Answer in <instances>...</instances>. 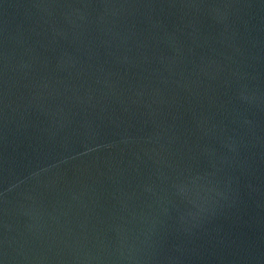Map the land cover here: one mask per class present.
<instances>
[{
  "label": "water",
  "instance_id": "obj_1",
  "mask_svg": "<svg viewBox=\"0 0 264 264\" xmlns=\"http://www.w3.org/2000/svg\"><path fill=\"white\" fill-rule=\"evenodd\" d=\"M0 264H264V0H0Z\"/></svg>",
  "mask_w": 264,
  "mask_h": 264
}]
</instances>
